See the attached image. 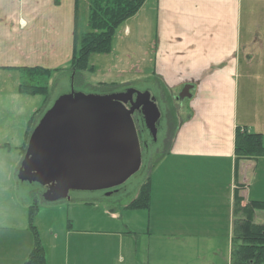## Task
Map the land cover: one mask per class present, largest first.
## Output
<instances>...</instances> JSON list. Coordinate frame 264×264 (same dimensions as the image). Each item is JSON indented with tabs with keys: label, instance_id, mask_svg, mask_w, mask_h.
Masks as SVG:
<instances>
[{
	"label": "crops",
	"instance_id": "1",
	"mask_svg": "<svg viewBox=\"0 0 264 264\" xmlns=\"http://www.w3.org/2000/svg\"><path fill=\"white\" fill-rule=\"evenodd\" d=\"M54 1L0 0V157L13 147L16 173L29 122L40 113L34 98L43 97L20 93L30 79L17 69L47 68L59 49L58 26L65 19L69 25L71 13L78 30L76 0L66 8V0ZM134 19L141 32L154 34L153 59L141 58L139 73L164 90L158 97L169 99L174 120L168 151L149 178V207L127 209L136 198L105 211L97 203H70L67 221L49 226L54 260L46 264H99L104 255L121 264H236L243 209L264 203V158L235 157L238 128L263 135L264 112L247 108L241 121L240 104L264 106V0H146L125 23ZM20 97L28 116L14 112L8 123L3 109ZM253 216L264 221V211ZM92 236L104 240L83 246L80 239Z\"/></svg>",
	"mask_w": 264,
	"mask_h": 264
},
{
	"label": "rangeland",
	"instance_id": "2",
	"mask_svg": "<svg viewBox=\"0 0 264 264\" xmlns=\"http://www.w3.org/2000/svg\"><path fill=\"white\" fill-rule=\"evenodd\" d=\"M68 1L69 0H66L65 8L69 4ZM92 1L93 0H78L77 33L79 35H84L89 32L88 22ZM45 15L49 16L50 12ZM67 21L68 20L65 19V23L61 22L56 32L59 37V49L55 56L52 55V59L48 62L46 68L54 70L51 76L46 78L43 77V80L38 77L36 80L28 81L29 84L48 88L47 97L34 98V104L36 106L35 111H41L34 121L35 125L39 123L45 113L60 97L69 94L72 90L84 95L108 96L120 94L127 87H131L133 90L141 93L150 90L152 96H159V90L153 87L149 79L145 80L144 78L142 80L143 76L139 73V62L141 58L145 57L144 60L150 64L153 59V49L148 47V45L150 43L152 44L151 38L154 34H151L148 30H146V32H141L138 19L121 25L115 31L111 44V54L92 55L90 57L89 66L93 67V72H86L80 77L75 78L70 70L74 33V18L72 13L70 15L69 25ZM40 35L41 33L37 34V36ZM44 35L47 36L46 31H44ZM37 40H39L38 37L36 41ZM146 67L149 68L148 65ZM150 68H153V66ZM17 76L20 77V74ZM16 85H18V83H16ZM12 87L15 88V85L12 84V86L8 88ZM25 97L33 98L27 95ZM159 101L160 104L158 106L163 113L166 108L164 102L162 100ZM24 102L25 99L20 97L18 104L14 101H10L3 109L4 116L8 123L14 112L16 114H21L23 118L26 117V115L28 116L26 107L22 106ZM169 108H171V106H169ZM247 108H250L251 111L256 109L264 112L263 105L257 103L251 105L248 100L247 104H240L241 121L245 119V113L248 111ZM29 111H31V106ZM172 130V126L171 130H167V125L164 122L157 134L155 143L152 142L153 138L149 133H144L143 139H141L140 142H145L148 148L146 150L142 149L141 170L124 185L110 191L109 193H112L111 196H107L109 194L108 192H71L69 200L56 204L44 203L42 200L44 189L38 184L22 183L18 180L17 173L14 170L17 163V154L13 147L11 148L10 155L2 153L0 157V264L4 262H16L17 264L27 262L35 246L36 238H38L44 249L46 260H50L51 257L52 260H54L52 255L54 233L50 231L49 226L52 221H55L57 227L67 221L65 212H67V208L72 202L77 201L79 204L97 203L96 205L98 208L105 211L108 208L107 206H113L115 205L114 203L119 202L127 205L129 203L128 201L136 198L140 192L141 186L147 178H150L152 172L156 168V161L160 162L164 154L167 153L171 141ZM259 131L264 135V124L263 127L259 128ZM8 148H10V146H8ZM23 157L24 155L22 154L19 165ZM154 173L152 176L155 175ZM33 207L38 208V215L34 218L33 222H31L30 210ZM248 207L249 206H246L243 209V220L246 218L245 211ZM71 210H73L74 216H76V210ZM261 211L263 212L264 210ZM97 212L98 211L94 212L95 215ZM254 220L252 219V222L255 225H264L263 220L256 221V223ZM65 225L66 224H64V226ZM56 235L57 237L60 236L58 233H56ZM102 240L104 239L94 236L80 239L83 246L84 244ZM76 258L77 260H86L82 255H78ZM86 258L88 261L92 260L90 255ZM102 259L103 260H101L99 264H121L119 259L108 260L105 255ZM22 260L24 262H22ZM124 261L126 262V260ZM218 261V264H229V260ZM71 262V264H75V260ZM192 263L217 264L214 260H210L209 262L208 260H193Z\"/></svg>",
	"mask_w": 264,
	"mask_h": 264
},
{
	"label": "water",
	"instance_id": "3",
	"mask_svg": "<svg viewBox=\"0 0 264 264\" xmlns=\"http://www.w3.org/2000/svg\"><path fill=\"white\" fill-rule=\"evenodd\" d=\"M138 110L156 141L161 114L149 92L95 96L72 90L32 130L18 180L46 189L45 204L67 201L71 192L119 188L141 169L142 151L132 118Z\"/></svg>",
	"mask_w": 264,
	"mask_h": 264
},
{
	"label": "trees",
	"instance_id": "4",
	"mask_svg": "<svg viewBox=\"0 0 264 264\" xmlns=\"http://www.w3.org/2000/svg\"><path fill=\"white\" fill-rule=\"evenodd\" d=\"M145 1L146 0L92 1L88 22L89 32L84 35H79L76 27L74 30L73 53L70 65V70L74 78L80 77L83 73L94 71L93 67L89 66V60L92 55L111 54V44L115 31L127 20L134 17L140 11ZM54 4L55 6H59L60 0H55ZM77 5L78 0H76V8ZM17 70H20L30 81L36 80L38 77L43 80V77H50L53 72L38 67L19 68ZM19 91L21 94L31 97L48 96L47 87L35 86L29 83L22 84ZM38 114L37 112L29 122L27 136L25 137L26 143L21 149L23 155L25 154L27 141L31 130L34 128V121ZM169 116L173 120V113L171 110L169 111ZM235 157L236 162L264 158L263 135L250 134L246 130L238 128L235 137ZM157 163L159 162L156 161V164ZM149 201L150 188L149 178H147L141 186L136 199L127 206V209L139 210L148 208ZM257 210H264V203H251L245 211V220H242L239 225V232L241 235L239 239L242 240L243 245L235 254L237 257L236 264H264V227L256 226L252 222L253 214ZM37 214L38 208H31V222H33ZM35 241V246L25 264H46L44 249L38 238H36Z\"/></svg>",
	"mask_w": 264,
	"mask_h": 264
},
{
	"label": "flooded vegetation",
	"instance_id": "5",
	"mask_svg": "<svg viewBox=\"0 0 264 264\" xmlns=\"http://www.w3.org/2000/svg\"><path fill=\"white\" fill-rule=\"evenodd\" d=\"M128 90H133L131 87H127L125 90L122 91V93L120 94H125ZM150 91V90H149ZM151 92V91H150ZM163 91L159 90V93H162ZM152 94V92H151ZM152 97H155L156 98V101H157V104L159 105L160 104V101L159 100H162L164 102V106L166 108V110L162 113V110L160 109V107L158 106L159 108V111L161 113V120L159 122V125L157 127L158 129V132L159 130L162 128V124L165 122V124L169 125V111H170V104H169V99L168 98H164L162 97V95L160 96V99L159 97L157 96H152ZM162 98V99H161ZM132 101L135 102L137 101V97L136 95H134L132 97ZM125 108L126 109H130L131 108V101H129L126 105H125ZM133 118V122H134V125L136 127V130H137V133H138V136H139V140L141 141V139H143V136H144V133H149L148 130H147V127H146V124H145V120H144V117H143V114L141 112V110H138V111H135V113L133 114L132 116ZM168 130V129H167ZM152 142L155 143V141L152 140ZM141 144V148L146 150L148 148V145H146L145 142H140ZM44 189V188H43ZM46 189H44V193H45Z\"/></svg>",
	"mask_w": 264,
	"mask_h": 264
}]
</instances>
